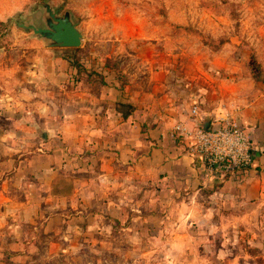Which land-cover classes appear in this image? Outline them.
<instances>
[{
  "label": "crops",
  "instance_id": "crops-1",
  "mask_svg": "<svg viewBox=\"0 0 264 264\" xmlns=\"http://www.w3.org/2000/svg\"><path fill=\"white\" fill-rule=\"evenodd\" d=\"M129 40L95 63L99 82L66 51L47 52L24 77L32 88L16 85L22 101L0 96V264H141L154 253L165 264H234L240 238L264 236V84L224 77L228 40L193 62ZM223 109L256 151L244 171L217 175L174 126Z\"/></svg>",
  "mask_w": 264,
  "mask_h": 264
},
{
  "label": "rangeland",
  "instance_id": "rangeland-1",
  "mask_svg": "<svg viewBox=\"0 0 264 264\" xmlns=\"http://www.w3.org/2000/svg\"><path fill=\"white\" fill-rule=\"evenodd\" d=\"M52 1L55 6H62V13L66 9L72 11L83 31L82 44L71 48L46 46L32 29H25L15 23L8 24L11 17L20 20L33 18L36 23L41 24L37 12L42 7L38 5V0H0V96H15L11 99L22 101V98L17 97L20 94L17 93L16 85L26 84V87L32 88L31 82L25 81L24 77L33 74L31 69L41 55L55 52L66 51L65 54L72 58L79 69L85 72L90 70L91 74L96 72L99 82L102 74L94 69L95 63L107 53L113 56L120 48L128 47L130 38L132 42L137 41L136 46L141 45L140 39L159 41L161 47L186 52L185 59L189 62L194 59L206 61L211 54L207 45L219 46L228 40L224 52H221V58L227 62V69L222 72L224 77L239 80L240 77L251 76L264 84V0ZM172 14L187 15L188 26L195 27L202 33L188 30V26L183 25L187 23L176 25L170 20ZM165 35L171 37L165 38ZM141 50L149 53L151 49L143 45ZM159 50L160 48L151 52ZM47 58L49 55H44L42 61ZM124 58L125 56L121 57V60H128ZM17 102L15 104L20 107L21 103L18 105ZM6 123L9 124L8 120L2 122ZM251 233L252 231L248 237L244 235L235 243L234 253L238 258L234 264H264V236L254 237L256 240L253 242L248 239L252 237ZM122 247L129 249L128 246ZM157 247L161 248H154ZM191 256L194 258L193 253ZM61 258L63 256L45 263L36 261L32 264H66ZM108 258L112 260L111 263H116L114 255ZM130 260L137 264V260ZM140 261L141 264H165V260L156 253L141 257ZM197 263L212 264L207 261Z\"/></svg>",
  "mask_w": 264,
  "mask_h": 264
},
{
  "label": "built area",
  "instance_id": "built-area-1",
  "mask_svg": "<svg viewBox=\"0 0 264 264\" xmlns=\"http://www.w3.org/2000/svg\"><path fill=\"white\" fill-rule=\"evenodd\" d=\"M200 111V105L195 103L192 114ZM174 129L178 136L189 140L191 151L203 158L213 174L239 173L254 162L256 143L239 117L228 109L213 112L207 127H188L180 122Z\"/></svg>",
  "mask_w": 264,
  "mask_h": 264
},
{
  "label": "water",
  "instance_id": "water-1",
  "mask_svg": "<svg viewBox=\"0 0 264 264\" xmlns=\"http://www.w3.org/2000/svg\"><path fill=\"white\" fill-rule=\"evenodd\" d=\"M38 5L42 7L37 12L41 24L36 23L33 18L20 20L16 17H11L8 24L15 23L25 29H32L34 34L49 47H79L82 44L83 31L71 10L66 9L62 13V6H55L52 0H38ZM209 121L210 119L206 120L203 126L207 127Z\"/></svg>",
  "mask_w": 264,
  "mask_h": 264
},
{
  "label": "flooded vegetation",
  "instance_id": "flooded-vegetation-1",
  "mask_svg": "<svg viewBox=\"0 0 264 264\" xmlns=\"http://www.w3.org/2000/svg\"><path fill=\"white\" fill-rule=\"evenodd\" d=\"M64 48H71V47H64Z\"/></svg>",
  "mask_w": 264,
  "mask_h": 264
},
{
  "label": "trees",
  "instance_id": "trees-1",
  "mask_svg": "<svg viewBox=\"0 0 264 264\" xmlns=\"http://www.w3.org/2000/svg\"><path fill=\"white\" fill-rule=\"evenodd\" d=\"M258 78V77H257ZM264 81V78L262 79Z\"/></svg>",
  "mask_w": 264,
  "mask_h": 264
}]
</instances>
